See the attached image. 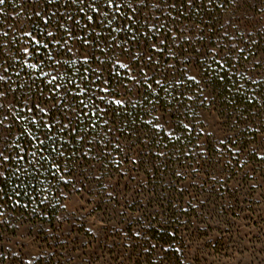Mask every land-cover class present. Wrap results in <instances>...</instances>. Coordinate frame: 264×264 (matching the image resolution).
Instances as JSON below:
<instances>
[{"label":"trees","instance_id":"trees-1","mask_svg":"<svg viewBox=\"0 0 264 264\" xmlns=\"http://www.w3.org/2000/svg\"><path fill=\"white\" fill-rule=\"evenodd\" d=\"M234 1L194 0V3L189 5L187 0H167L166 4L165 0H148V7L141 11L137 18L138 22H134L139 29L136 39L143 44L148 37H150L149 43H152L161 36H167L166 44L161 43L159 47L172 48L173 37L181 36L180 28L190 27L196 33L195 40L189 41L183 37L179 45L171 51L177 57L179 53L192 51L196 56L199 81L188 80L187 76H183L177 68L172 72L165 69V61H169V56L172 54H165L162 50H152L153 60L160 61L161 71L168 72L172 79L179 78L182 83L178 87L173 84L172 88H168V84L172 82L169 80L164 85V88H168L167 91L153 83V90L144 89L142 95L135 96L131 101L128 100L125 105L113 106L114 113L82 116L73 125L76 131L71 135L68 129L59 132L60 124L54 125L52 132L55 143L48 141L49 152L42 154L48 155L49 161H57L59 169L52 168L50 163L42 162L43 167L37 164L34 166L37 170L34 171L27 160L31 159L29 141L32 145H35V141L24 132L26 121L23 118L15 121V116L17 113L22 117L31 115L28 108L32 103L38 98L42 102L48 96L52 88V84L48 83L51 76L57 75L59 70L60 77L54 83H62L64 87L72 88L74 86L66 81L74 80L76 85H81V98H86L90 93L83 91V87L91 86L94 80L95 84H101L104 76L108 75V69L111 68L113 74L119 73L121 78L124 77L126 71L114 63L117 57L121 58L125 55L124 58L128 59L136 72L137 67L145 60L140 58L143 52L135 59L132 58V54L137 52L132 41L131 33L135 30L132 26L125 31L111 32L110 35L108 28H105L103 33L99 29L93 32L83 26L82 17L85 14H77L74 8L66 7L64 0L51 5L47 4L46 0H5V4L0 5V64L7 72L6 80H0V87L7 92L6 101H12L15 106L0 110L3 112L0 120H4L5 126L11 124L9 135L4 141L8 151L13 153L12 159L8 161L9 168L16 166L15 153L18 152L26 157L24 161L19 162L20 165L32 173L30 177H21L24 180V186L21 188L17 187L20 181L15 176L9 179V174L5 173L4 182L0 183V213L7 217L6 220L12 221L14 218L17 221L23 220L33 224L51 223L58 214L63 196L70 193L75 185L80 184L81 189L84 188V184L86 185L91 179L93 170L99 169L101 175L115 172L122 162L119 156L123 154L124 146L139 151L141 166L145 170L149 167L153 176L158 180L161 179L159 188H163L161 187L163 177L171 178L179 169L192 166L190 162H186L188 161L186 147L194 138V132L189 129L190 127L184 129L183 124H188V117L193 114V108L196 107V97L201 98L199 91L202 87L211 97L214 109L220 115H225V119H234V126L242 127L246 131L251 127L256 129L255 125L264 126V79L248 80L239 69L242 58L235 59L233 54H228L221 60L223 55L208 56L201 53L208 51L217 43L227 41L220 35L221 26L224 14L230 11ZM158 2L160 7H154L153 5ZM174 3L175 7L172 6ZM53 11L56 15L50 16ZM36 12H40L41 15L37 16ZM69 14L80 21L79 36L92 41L91 44L68 39L65 45L61 36L67 34L59 25L64 24L65 28H70L74 24V21L66 19ZM46 20L47 24H45ZM118 23L112 27H117ZM48 31L55 32L56 38L48 37ZM28 32H31V35H28L30 41L33 40L32 37L40 40L42 44H48V49L39 48V58L35 57L38 46L34 43L28 57H24L19 51L23 46V40L26 39L25 33ZM94 37L100 38L94 39ZM106 42L109 48L104 52L95 47L96 44L103 46ZM70 44L78 49L80 55H84L89 50H92L94 55L88 60L75 59L68 51ZM125 47L131 52L122 55V49ZM252 51L256 52L254 56L263 54V35L244 42L243 50L240 52L241 57L245 55L249 57ZM48 52H51L55 59L48 61L46 59ZM107 57H111L112 60H108ZM101 61H104L103 65ZM32 63H37L38 67H29ZM41 63L44 73H51V76L41 74ZM98 74L100 79H96ZM82 76L87 77L83 84L80 79ZM156 78L158 75L149 77L150 81ZM41 92L44 93L43 96ZM189 96L191 99H188ZM51 103L52 101L48 100V104ZM153 104H156V109H153ZM61 106H63L62 101ZM83 112H88V109L84 108ZM159 114H166L175 119V132L172 136L153 127L156 121L154 117ZM235 114L237 115L234 116ZM5 115L7 119H4ZM52 115L57 119L62 118L55 111ZM29 131L35 129L29 126ZM40 138L44 139L43 136ZM64 141H67L66 145ZM117 144L120 145L119 148L116 147ZM52 147L62 150L64 156L51 153ZM101 150L103 155H98ZM161 152L163 155H160ZM16 192L20 195L17 196ZM178 200L175 195L167 197L156 191L151 197L152 202L161 203L162 212L150 217L149 237L161 246H168L176 238L177 228L174 225L180 219L171 207ZM165 255H170V251Z\"/></svg>","mask_w":264,"mask_h":264},{"label":"rangeland","instance_id":"rangeland-1","mask_svg":"<svg viewBox=\"0 0 264 264\" xmlns=\"http://www.w3.org/2000/svg\"><path fill=\"white\" fill-rule=\"evenodd\" d=\"M180 34L172 48L161 46L165 54H172L165 69L171 64L170 72L177 68L183 76L196 73L198 82L192 51L178 57L170 51L183 37L194 41L196 33L185 27ZM220 35L227 41L201 53L233 54L242 58L239 69L248 80L264 79V51L255 56L252 51L249 57L240 54L244 42L264 36V0H235L224 14ZM25 38L19 51L28 57L33 44L28 35ZM24 47L29 53L22 51ZM70 48L75 59L85 60L75 46ZM124 56L120 60H128ZM6 72L0 64L1 81ZM132 75H137L134 69ZM199 96L188 117L194 132L186 147L191 168L163 177L159 188L161 179L141 166L139 151L124 146L115 172L101 175L93 170L84 188L75 185L63 196L51 223L10 221L0 213V264H264V126L238 128L234 119L214 109L203 87ZM134 98L129 93V101ZM158 116V130L172 136L175 127L169 130L166 125L175 126V119ZM155 191L179 199L171 207L180 219L174 225L177 235L168 246L149 237L150 217L162 212L161 203L151 201Z\"/></svg>","mask_w":264,"mask_h":264},{"label":"snow or ice","instance_id":"snow-or-ice-1","mask_svg":"<svg viewBox=\"0 0 264 264\" xmlns=\"http://www.w3.org/2000/svg\"><path fill=\"white\" fill-rule=\"evenodd\" d=\"M58 2L59 0H46V3L49 5ZM64 3L66 7L74 8L77 14L84 13L85 15L82 17L84 21L83 26L91 29L93 32L99 29L100 32L103 33L105 28H108L110 29V35L111 32L125 31L129 28V26H132V28L135 29L131 33L132 41L134 42L133 46L137 48V52L132 54V58L135 59L136 56H139L140 53L143 52V56L140 58L145 60V62L137 67L136 70L138 75L134 76L132 75L133 67L130 66L129 61H122L119 57H117L114 62L115 65H118L119 68L122 69L127 68L128 72L121 78L119 73L113 74L112 69H108V75L104 76L101 84H95L94 80L91 86L83 87V91L90 93L86 96V98H81V85H76L74 80L66 81V83L74 86L72 88L64 87L62 83H54L60 77L59 70H57V75L51 76V73H44L43 64L41 63V74L51 76L48 83L52 84V88L48 96L42 102L38 98L37 101L32 103V106L28 108V112L31 113L30 116L22 117L19 113L15 116V121H19L22 118L26 121L24 125V132H27V134L32 137V140L35 141V145H32V142L29 141L31 159L27 160L28 165L33 166L34 171L37 170L34 167L35 165L39 164L43 167V163H50L52 168L59 169V163L57 161H49L48 155L42 154L49 152V147L47 146L48 141H52L53 144L55 143L54 134L52 132L54 125L60 124V129L58 131L63 132L65 129H68L69 134L71 135L76 131V127H73V125L79 121L82 116L92 117L97 116V114L107 115L110 112L114 113L113 106L125 105L129 100V93H132L135 96H140L143 94L144 89L153 90V83L162 88H164V85L168 83L169 80L172 82L168 84V88H172L173 84L178 87L182 83L179 78L172 79L168 72L161 71L159 67L160 61L153 60V56L151 54L152 50H162L159 45L167 41V36H161L156 42L152 43H149L150 37H148L143 44L136 39L139 29L134 22H138L137 18L139 14L142 10L148 7V0H64ZM166 3L167 0H165V4ZM187 3L191 5L194 3V0H187ZM3 4H5V0H0V5ZM153 6L159 8L160 4L158 2ZM172 6L175 7V3ZM36 15L40 16L41 13L36 12ZM55 15L56 12L54 11L50 13V16ZM66 19L74 21V24L70 28H65L64 24L59 25L60 28L65 29L67 34L66 36H61L65 45H67L68 39L80 40L83 44L92 43V41L79 36L78 33L81 29V24L79 20L75 19V16L69 14ZM47 23L48 21L46 20L45 24ZM117 23V27H112ZM5 35H7V33H5ZM25 35H31V32L25 33ZM47 36L55 39L56 33L48 31ZM99 38L100 37H94V39ZM175 39L176 38L173 37L174 41ZM32 43L38 46L35 53L36 58H39L40 47L48 49V44H42L38 39L33 38ZM95 47L99 48L101 52H104L108 50L109 44L107 42L103 46L96 44ZM22 51L24 53H29V48L24 47ZM68 51H72V49L69 48ZM130 52L131 50L125 47L122 49L121 54L123 55ZM56 55L58 56L59 53ZM93 55V51L89 50L84 54V58L85 60H88ZM216 55H220V53L217 52ZM226 55H228L227 52L221 56V60ZM46 59L51 61L55 59V57L51 52H48ZM96 59L99 58L96 57ZM107 59L112 60L111 57H107ZM57 63H59V61H57ZM217 63H220V61H217ZM103 64L104 61H101V65ZM29 67L37 68L38 64L32 63ZM172 68L173 65H167V69L171 70ZM157 75L158 78L150 81L149 77ZM185 75H187L188 80H197L196 73L191 75L185 73ZM80 79L81 84H83V82L87 80V77L82 76ZM96 79H100L99 74L96 76ZM0 80H3V76H0ZM168 88H164V90L167 91ZM6 95L7 92L0 87V110H7L10 105L13 107L15 106L12 101L4 102ZM43 95L44 93L41 92V96ZM181 95H185V93H181ZM188 99H191V96H189ZM48 100L52 101L50 105L48 104ZM61 101L63 102V106H61ZM156 107V104H153V109H156ZM84 108H87L88 112H83ZM53 111L59 114L62 118L57 119L56 116L52 115ZM0 115H3V112H0ZM45 117H47V119H45ZM4 119H7L6 115L4 116ZM154 119L158 121V123L154 124L153 127L159 129L161 126V117L155 116ZM64 121H67V123ZM147 123H151V121H147ZM29 126H32L35 131H29ZM94 126L95 125H93V127ZM166 127L171 130L175 126L169 123ZM183 127L184 129H188L189 125L183 124ZM10 128L11 124L5 126L4 120H0V183L4 182L5 173L7 172L9 174V179L15 176V178L20 181V183L17 184V187L21 188L24 186V180L21 177H30L32 176V173L20 165L19 162L24 161L26 157L24 155H20L18 152L15 153L16 166L11 169L9 168L8 161L12 159L13 153L8 151L4 141L9 135ZM261 135L264 137V133H261ZM41 136H43L44 139H41ZM63 143L66 145L67 141H64ZM220 143H224L223 139H221ZM116 147L119 148L120 145L117 144ZM51 153H56L60 157L64 156V152L55 147L51 148ZM98 155H103V150H101ZM160 155H163V153L161 152ZM29 183H31L30 180ZM24 194L28 195V193ZM16 195L19 196L20 193L16 192Z\"/></svg>","mask_w":264,"mask_h":264}]
</instances>
